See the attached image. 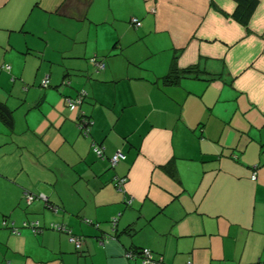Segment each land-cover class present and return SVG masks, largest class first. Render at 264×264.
<instances>
[{"label": "crops", "instance_id": "1", "mask_svg": "<svg viewBox=\"0 0 264 264\" xmlns=\"http://www.w3.org/2000/svg\"><path fill=\"white\" fill-rule=\"evenodd\" d=\"M236 7L0 0V103L13 118L0 117V221L43 229L0 225V264H142L126 254L145 247L165 264L264 261V0L248 25ZM175 54L199 77L164 84ZM79 90L84 103L67 104Z\"/></svg>", "mask_w": 264, "mask_h": 264}, {"label": "built area", "instance_id": "2", "mask_svg": "<svg viewBox=\"0 0 264 264\" xmlns=\"http://www.w3.org/2000/svg\"><path fill=\"white\" fill-rule=\"evenodd\" d=\"M132 22H134V24L138 27V26H141V21L138 19V18H133L132 19ZM92 62L93 64H96L97 66L99 67H104V64H99L98 62H96L95 59H92ZM0 69L1 70H6V71H9L10 70V66L8 64H2L0 66ZM50 76L49 75H46L43 79H42V86L44 87H47L49 86L50 84ZM85 95L86 93L83 91L82 92V95ZM68 102L69 104H73L74 102H77V103H80V101L77 100H72V99H68ZM83 120H81L80 122V125H79V128L80 130L85 134V135H88L90 133V125H92L93 121L90 119V118H86L85 116L82 117ZM93 150L101 157H103V154H104V147L102 145H98V144H93ZM124 154L119 151L117 152L115 155L112 156V165L113 166H116V164L122 159L124 158ZM256 175H254L253 178H255ZM126 179L125 178H120L117 182V187L120 189V190H124V183H125ZM24 197L26 199L27 202H32L37 196L33 193H29V192H25L24 193ZM42 197H45V196H42ZM131 200L129 201V204H130ZM121 215V213L119 214V216ZM118 220H119V217L117 216L116 218H114L112 220V227L113 229L115 230L116 227H117V224H118ZM88 222H92L91 220H86ZM0 225L1 227H6V228H9L10 231L12 233H19V230L20 228H30L32 229L34 232H39L42 229V226H41V222L39 220H24L21 222L20 224V227L16 226L14 224V222H8L6 219H1L0 221ZM51 229H54V230H58V231H61V232H65L68 234V237H69V241L71 243H73L76 247L77 250H82L83 248V244H84V238L80 235H77L75 233L72 232V230L64 225V224H58V223H52L51 226H50ZM128 258H137L139 257L140 261L142 264H165L163 262V259L162 258H156L154 255H153V251L152 249L150 248H141V249H138V250H134V249H130L127 251V254ZM186 264H193L191 260H189ZM258 264H264V261H259Z\"/></svg>", "mask_w": 264, "mask_h": 264}, {"label": "trees", "instance_id": "3", "mask_svg": "<svg viewBox=\"0 0 264 264\" xmlns=\"http://www.w3.org/2000/svg\"><path fill=\"white\" fill-rule=\"evenodd\" d=\"M236 1H237V7L234 12V17L238 19L242 24L248 25L254 11L256 10L258 6L259 0H236ZM177 58H178V54H175L173 57L172 63H171L169 74L163 77V83L166 85L177 84L180 81V79L186 74H195L196 77H199V73L201 72L200 69L196 67H188L185 69H180L177 64ZM92 59H95L96 62H98L99 64H104V67H99L96 64H93ZM90 63L93 66H95L97 70H104L106 68L105 61L102 58H99L98 56L91 57ZM70 84H71V78H69L68 76H66L61 83V85L63 86H67ZM50 86H51V81H50L49 86L47 87L43 86V87L48 88ZM82 92L83 90H79L76 97L67 96L66 103L69 104L68 99H72L73 101L78 99L80 103L74 102L73 104H69V105H82L86 97V95L84 94L82 96L80 95L82 94ZM84 116L87 117L86 115L82 114L80 118ZM0 117L3 121H5L6 124L12 126L13 118L11 116V111L2 103H0Z\"/></svg>", "mask_w": 264, "mask_h": 264}, {"label": "rangeland", "instance_id": "4", "mask_svg": "<svg viewBox=\"0 0 264 264\" xmlns=\"http://www.w3.org/2000/svg\"><path fill=\"white\" fill-rule=\"evenodd\" d=\"M91 60V58L89 59V61ZM4 64H7V63H4ZM9 65V64H8ZM41 88L42 89H44V87L41 85ZM14 93L16 94V89H14ZM120 214V213H119ZM119 214H118V217L120 218V216H119Z\"/></svg>", "mask_w": 264, "mask_h": 264}, {"label": "water", "instance_id": "5", "mask_svg": "<svg viewBox=\"0 0 264 264\" xmlns=\"http://www.w3.org/2000/svg\"><path fill=\"white\" fill-rule=\"evenodd\" d=\"M85 92V91H84ZM86 93V92H85ZM83 112V111H82Z\"/></svg>", "mask_w": 264, "mask_h": 264}]
</instances>
